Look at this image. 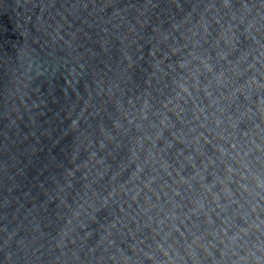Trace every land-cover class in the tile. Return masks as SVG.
Segmentation results:
<instances>
[{"label": "water", "instance_id": "water-1", "mask_svg": "<svg viewBox=\"0 0 264 264\" xmlns=\"http://www.w3.org/2000/svg\"><path fill=\"white\" fill-rule=\"evenodd\" d=\"M26 40L55 70L11 124ZM7 231L16 264H264V2L0 0Z\"/></svg>", "mask_w": 264, "mask_h": 264}, {"label": "clouds", "instance_id": "clouds-1", "mask_svg": "<svg viewBox=\"0 0 264 264\" xmlns=\"http://www.w3.org/2000/svg\"><path fill=\"white\" fill-rule=\"evenodd\" d=\"M264 2V0H262ZM235 19V15L233 17ZM105 31H110L105 29ZM51 35V33H50ZM34 39L39 40L38 36H34ZM30 49V50H29ZM13 61L9 66V80L8 86L5 89V99L8 101L7 111L9 112L11 124H15L16 116L12 115L13 110H16L22 115L21 112V101L24 102L25 106L30 107L26 97L30 94L32 90V85L29 84L34 78V75H40L43 73H48L49 71L55 70L51 66L44 67V64L38 58L37 49L32 46L30 41H24L23 47L20 49V55L17 57L16 53L12 54ZM19 60V63H16V60ZM64 63L58 67L66 75L69 71V65L71 66V72L73 76L85 75L87 71V62L81 59L79 63L73 57L68 59L67 57L61 58ZM51 65V62H48ZM135 63V60L129 56V65ZM83 69L84 71H81ZM99 86V81H97ZM110 91V89H109ZM131 103V101H130ZM126 114L132 119H136L131 109L127 110ZM14 155V154H13ZM23 243V238L17 239L14 231H7L6 235L3 237V244H0L11 264H16V259L18 258V252L20 250L19 246Z\"/></svg>", "mask_w": 264, "mask_h": 264}]
</instances>
